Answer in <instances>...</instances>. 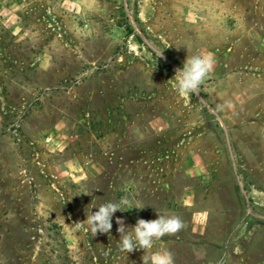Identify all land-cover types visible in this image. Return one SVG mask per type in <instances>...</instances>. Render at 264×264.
<instances>
[{
  "label": "rangeland",
  "instance_id": "rangeland-1",
  "mask_svg": "<svg viewBox=\"0 0 264 264\" xmlns=\"http://www.w3.org/2000/svg\"><path fill=\"white\" fill-rule=\"evenodd\" d=\"M158 212L175 264L264 263V0H0V264H143L116 218Z\"/></svg>",
  "mask_w": 264,
  "mask_h": 264
},
{
  "label": "clouds",
  "instance_id": "clouds-1",
  "mask_svg": "<svg viewBox=\"0 0 264 264\" xmlns=\"http://www.w3.org/2000/svg\"><path fill=\"white\" fill-rule=\"evenodd\" d=\"M213 67L214 57L210 53L187 57L183 67L175 70L174 88L178 96L187 98L193 93L199 94L201 85ZM128 204L129 201L126 198H122L119 203L101 204L97 211L87 215L85 221L75 223V226L77 229L83 228L86 222L93 237L98 233H110L114 214L117 211H125L122 208ZM116 224L118 225L117 232L120 234L119 248L121 251L131 253L138 249L144 250L143 264H175L174 254L170 250L161 248L153 251V248L156 241L165 236L176 235L186 227L179 216L158 213L156 219H137L136 224L131 227L126 225L123 218L117 217Z\"/></svg>",
  "mask_w": 264,
  "mask_h": 264
},
{
  "label": "crops",
  "instance_id": "crops-1",
  "mask_svg": "<svg viewBox=\"0 0 264 264\" xmlns=\"http://www.w3.org/2000/svg\"><path fill=\"white\" fill-rule=\"evenodd\" d=\"M159 213V212H158ZM158 213H156V214H158ZM163 214V213H162ZM157 217H158V215H156ZM239 229V228H238ZM237 231V234H238V232H240L239 230H236ZM261 264H264V263H261Z\"/></svg>",
  "mask_w": 264,
  "mask_h": 264
}]
</instances>
